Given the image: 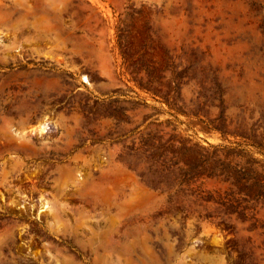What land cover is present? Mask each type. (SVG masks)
<instances>
[{
    "label": "rangeland",
    "instance_id": "rangeland-1",
    "mask_svg": "<svg viewBox=\"0 0 264 264\" xmlns=\"http://www.w3.org/2000/svg\"><path fill=\"white\" fill-rule=\"evenodd\" d=\"M0 264H264V0H0Z\"/></svg>",
    "mask_w": 264,
    "mask_h": 264
},
{
    "label": "bare ground",
    "instance_id": "bare-ground-1",
    "mask_svg": "<svg viewBox=\"0 0 264 264\" xmlns=\"http://www.w3.org/2000/svg\"><path fill=\"white\" fill-rule=\"evenodd\" d=\"M48 127H49V125H48ZM47 128V124L45 123V122H40V124H39V128L37 129V131H40V132H44L45 131V129ZM34 205V204H33ZM45 205V206H44ZM42 204V206H44L40 211H43V210H45V209H47L48 207H49V204L48 203H46V204ZM41 207V206H40ZM46 211V210H45Z\"/></svg>",
    "mask_w": 264,
    "mask_h": 264
}]
</instances>
